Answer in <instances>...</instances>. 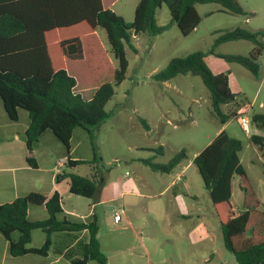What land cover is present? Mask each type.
<instances>
[{"label": "trees", "instance_id": "trees-1", "mask_svg": "<svg viewBox=\"0 0 264 264\" xmlns=\"http://www.w3.org/2000/svg\"><path fill=\"white\" fill-rule=\"evenodd\" d=\"M95 2L97 6L84 17L76 21L58 20L39 31L22 14L0 7V98L12 122L18 121L19 110L28 113L25 143L29 153L41 137L50 132L69 155L70 142L77 128L88 131L93 150L96 151L95 135L90 127L98 128L110 117L106 105L114 97L115 88L125 79L128 68L126 46L137 52L132 45L135 37L141 34L160 35L173 24L177 25L182 35H190L202 21L197 5L219 4L230 13L247 14L237 0H139L134 20L127 22L114 11L104 9L101 0ZM163 5L168 7L171 14L169 25L157 23V11ZM83 20L92 28H102L106 32L109 52L118 61L113 80L100 85L90 99H85L76 91L77 80L67 72L65 59H59L54 64L44 37L45 31ZM263 36V31L244 28L222 32L209 51L200 50L185 57L173 58L153 79L164 83L178 75L200 77L209 92L213 115L225 125L231 119H236L237 110L226 113L223 107L235 103L237 94L230 89L229 75L212 72L206 58L208 54H214L242 66L255 79H260L263 75L259 61L264 55ZM235 41L250 42L252 51L248 55L215 52L221 44ZM60 48L62 55L71 61L84 58L83 44L78 38L62 41ZM139 121L146 131L150 130L146 120ZM252 122L257 129L264 130V113H255ZM249 140L260 152L264 151V136L253 134ZM242 150L243 142L223 130L194 158L193 163L219 217L224 247L234 255L237 264H264V212L241 163ZM153 151L156 154L164 152L162 147ZM185 159L187 154L182 150L165 164L155 162V156L142 160V163L153 172L169 174ZM27 162L32 168H37L32 157H27ZM87 163L69 158L67 167ZM234 176L240 178V188L245 194V208L240 214H236L231 202ZM61 179H69L72 194L89 199H93L102 186L95 176L65 173L57 177V180ZM31 206H44L48 217L43 220L30 219L28 210ZM62 206L58 192L51 197L31 193L13 202L0 204V234L9 242V254L13 258L25 255L46 257L53 250L56 256L67 259L69 264H108L98 238V219L93 216L88 221L70 220L64 215ZM35 230H41L46 235L40 248L30 247ZM83 232H87V236L82 237ZM53 235H57L58 239L54 240Z\"/></svg>", "mask_w": 264, "mask_h": 264}, {"label": "rangeland", "instance_id": "rangeland-1", "mask_svg": "<svg viewBox=\"0 0 264 264\" xmlns=\"http://www.w3.org/2000/svg\"><path fill=\"white\" fill-rule=\"evenodd\" d=\"M137 1L120 0L114 8L117 12H123L127 22H132L135 13L134 5ZM241 2L244 6L247 4L248 7L259 10V15L252 19L253 28H264V0H242ZM197 7L202 21L190 35H182L177 25L173 24L160 35L141 34L133 39L132 45L137 49V52L126 46L128 68L124 81L115 88L114 97L106 105L110 117L98 128L90 127L95 135L96 151L92 150L89 165L92 167V164H96L99 173L106 178L105 196L111 197L112 183L118 180L126 170L131 171L125 162L126 158L136 156L148 159L155 155V162L165 164L175 154L185 150L187 159H191L195 154L200 153L224 126L212 113L210 95L200 77L178 75L164 83L153 79V76L163 70L173 58L185 57L200 50L207 52L222 32L235 28L247 29L244 24L245 20L252 17L249 13L236 15L228 11L219 12L217 9L222 7L219 4H204L197 5ZM206 11H213V14L207 16L205 15ZM157 23L159 25L171 23V14L166 5L158 9ZM101 35L102 44L94 48L95 52L92 53L88 48L85 49L87 50L85 51L87 58L85 62L73 64L71 68L74 72L71 75L76 78L78 83L76 90L85 99H90L103 83L111 82L114 72L118 68V61L109 52L110 45L103 29ZM262 41H264V36ZM252 48L253 45L248 41H235L221 44L215 49V52L223 55H248ZM54 56L56 54L52 52L53 62L57 64L59 59ZM259 61L264 65V55ZM206 63L215 74L229 75L230 89L237 94L238 103L244 102V96H246L253 103L255 111L264 113V105L260 106L261 103L264 104V87H262L256 103L253 102L261 80L255 79L242 66L227 62L214 54H208ZM235 108L234 105L229 104L223 107V111L233 113ZM20 111L27 113L25 110ZM139 119L146 120L152 131H146ZM18 123L23 124V119ZM226 130L231 137L243 142V150L240 153L241 163L248 173L261 206L264 207V151L260 152L254 144L248 141L235 118L227 122ZM259 131V134L264 132V130ZM54 139L58 140L56 137ZM41 140L34 148L38 147L44 151L53 149L52 146ZM75 143L76 140H73V144ZM62 146L61 148L68 155L67 150ZM86 147L85 144H82L77 153L74 151L75 155L82 154ZM160 147L163 148V154H156L153 149ZM33 150L28 157L44 160L43 156H40L39 150L36 153ZM140 162L142 163V161ZM90 166H81L79 172L82 175L89 174ZM145 167L147 171H150L144 165ZM57 168L58 172H62L63 167ZM66 168L67 166L64 167V169ZM177 171L175 170V172ZM164 177L168 180L171 179L167 176ZM203 185L198 180V188L196 189L195 186L193 188L198 195L204 222L209 225L213 235L212 240L203 242L201 248L205 257L213 254L210 257L212 262L200 263L199 260L194 261L189 257L191 254L190 243L188 240L180 238L176 233L171 235V241L145 240L147 248L155 259L158 260L163 252H171L173 259L165 264H237L234 255L224 247L219 217L213 209L209 193ZM232 203L238 214L243 212L245 208L243 193L238 186L237 177H234L232 182ZM114 205V203L108 204V210L105 213L102 207L97 208L99 241L102 252L108 258V264H156L146 257L138 241L135 242L133 255L129 252L122 253L119 249L121 245L131 244L134 235H139L141 232H152L162 239L165 233L161 226L155 222L146 224L140 219L133 221L130 228L123 230L122 226L127 223L122 222L115 225L113 222L116 207ZM38 231L42 233L41 230ZM59 264H66V262L63 260ZM89 264H95V262Z\"/></svg>", "mask_w": 264, "mask_h": 264}, {"label": "crops", "instance_id": "crops-1", "mask_svg": "<svg viewBox=\"0 0 264 264\" xmlns=\"http://www.w3.org/2000/svg\"><path fill=\"white\" fill-rule=\"evenodd\" d=\"M118 1L120 0H101V3L104 9H110L125 18L123 12H117L114 8ZM241 1L242 0H237L242 9L252 16L245 20L244 24L247 30L263 31L264 28H253L251 24L252 19L259 15V10L250 8L247 4L244 6ZM138 2L139 0L135 3V8ZM95 6H97L95 0H0V7H3L4 10L22 14L38 31L39 29H44L46 25L58 20L76 21L84 17L85 14ZM196 8L198 10L197 6ZM217 11L227 12L223 7L218 8ZM212 14L213 11L205 12L207 16ZM101 30L102 28H92L88 22L83 20L65 26H57L54 29L45 31L44 37L48 45L50 58H53V52V54H56L54 57L65 59L64 63L66 70L71 75L74 73L71 70L73 64L83 63L87 59L85 52L87 50L85 49L88 48V50L93 53L95 52L94 48L102 44ZM36 37L37 35L35 38ZM72 38L80 39L83 44L84 58L81 61H71L62 55L60 43ZM261 67L263 75L259 79L261 80V85L254 96V103L258 100L262 87H264V65L261 64ZM244 97V102L249 101L248 97ZM238 100L237 97L236 102L232 104L236 107L235 109L237 111L240 109V104L243 103H238ZM263 105L264 104L261 103L260 106L262 107ZM255 112L258 113L257 111ZM21 119H23V124L18 123ZM28 122V113H23L20 110L18 121L12 122L6 114L3 101L0 98V204L13 202L31 193H41L51 197L54 193L58 192L63 202V213L68 219L73 221H88L93 216L98 219L97 208L102 207L105 213L108 210V204L114 203L117 207L114 209V214L119 209H124L122 222L127 224L122 226L123 230L130 228L133 221L142 219L146 224L149 222L159 224L165 233L162 239H159L158 236L152 232H141L139 234L140 236L134 235L131 244L120 246L121 250L119 249V251L122 253L127 254L129 252V254L133 255L135 242L138 241L140 248L143 249L148 259L153 260L156 264H165L173 259L172 253L163 252V255H160V258L157 260L151 255V251L147 248L145 240L171 241V235L176 233L180 238H184L190 243L189 249L191 254L189 257L194 261L199 260L200 263L205 261L209 263L212 262L210 257L213 254L209 257H205L201 248L203 242L212 240L213 235L209 225L204 222L203 211L201 206H199L200 202H198V195L193 188V186H195L196 189L198 188V180L203 185L201 175L193 163L194 158L199 152L191 159L182 161L169 174L153 172L150 169V171H147L146 167L144 168V165L140 162L144 160L143 158L130 156L126 158L125 162L131 171L126 170L118 180L112 183V195L108 197L105 196L106 178L99 173L96 164H92V167L89 165L93 149L88 131L82 128L74 130L70 142L71 151L69 155H66L64 149L61 148L62 144L59 142L60 146L59 143H57L58 140L56 141L54 139V135L46 132L41 139L49 144V146H52L53 149L44 151L40 150L38 147L34 148L33 151L36 153L39 150L40 156H43L44 160L32 157L37 163V168L33 169L27 162V157L30 153L25 144V132ZM226 124L222 126L216 136L223 130L227 132ZM151 131L152 128L150 127L148 132ZM259 132V129L255 127L254 134L263 137L264 132L261 134H259ZM247 138L250 142V138ZM73 140H76L75 144H73ZM211 141L212 140H210L206 146ZM82 144L87 146L86 150L80 155H75V152L77 153V150L82 147ZM69 158L73 161L81 160L88 163L74 168L67 167L64 169V167L67 166ZM85 165L90 166V172L89 174L82 175L79 169L81 166ZM57 167H63L62 172H58ZM175 170L178 171L175 172ZM65 173H74L87 177L95 176L102 186L93 199L74 195L70 192L69 179L57 180L58 176ZM164 176L171 179L168 180ZM234 177H237L238 186L240 188V178L238 176ZM242 193L244 202V191H242ZM257 199L260 202L258 195ZM261 210L264 212V207L261 206ZM236 214L238 213L236 212ZM28 216L32 220H43L48 217V214L44 206H31L28 210ZM81 236H87V232H83ZM98 237L100 240V232H98ZM45 239V233H40L38 230L33 231L30 247L40 248L44 244ZM53 239L57 240L58 236L53 235ZM63 260H65L66 264H69L67 259L62 256H56L52 250L46 257L25 255L19 258H13L9 254V242L0 234V264H59L63 262Z\"/></svg>", "mask_w": 264, "mask_h": 264}, {"label": "built area", "instance_id": "built-area-1", "mask_svg": "<svg viewBox=\"0 0 264 264\" xmlns=\"http://www.w3.org/2000/svg\"><path fill=\"white\" fill-rule=\"evenodd\" d=\"M240 109L237 111L236 120L240 124L244 134L247 137H251L254 134L255 126L252 122V118L255 115L254 105L252 102L245 101L240 104ZM124 217V209H119L114 214V222L115 224H119L122 222Z\"/></svg>", "mask_w": 264, "mask_h": 264}, {"label": "water", "instance_id": "water-1", "mask_svg": "<svg viewBox=\"0 0 264 264\" xmlns=\"http://www.w3.org/2000/svg\"><path fill=\"white\" fill-rule=\"evenodd\" d=\"M216 214H217V212H216Z\"/></svg>", "mask_w": 264, "mask_h": 264}]
</instances>
